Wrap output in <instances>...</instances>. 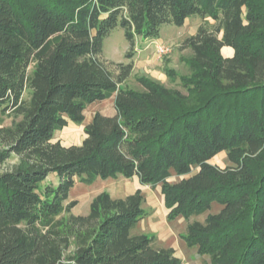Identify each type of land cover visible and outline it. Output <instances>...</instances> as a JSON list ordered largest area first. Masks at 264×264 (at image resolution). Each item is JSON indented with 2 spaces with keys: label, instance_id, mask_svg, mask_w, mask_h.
Instances as JSON below:
<instances>
[{
  "label": "trees",
  "instance_id": "1",
  "mask_svg": "<svg viewBox=\"0 0 264 264\" xmlns=\"http://www.w3.org/2000/svg\"><path fill=\"white\" fill-rule=\"evenodd\" d=\"M192 15L202 23L182 42L191 72L180 89L144 77L124 87L135 39ZM116 27L131 45L117 72L102 58ZM112 96L116 113L95 112L80 144L54 140ZM0 113L11 118L0 125V264H182L134 232L140 189L100 192L87 214L71 213L77 180L110 177L160 185L201 264H264V0H0ZM220 152L222 168L210 163Z\"/></svg>",
  "mask_w": 264,
  "mask_h": 264
},
{
  "label": "rangeland",
  "instance_id": "2",
  "mask_svg": "<svg viewBox=\"0 0 264 264\" xmlns=\"http://www.w3.org/2000/svg\"><path fill=\"white\" fill-rule=\"evenodd\" d=\"M201 23L202 18L200 16L192 15L186 18L184 24L181 26L174 24L162 25L157 40L148 38V42L146 43V41L143 42L142 39L137 37L133 46V70L129 78L123 83V86L140 90L142 87L138 82V78L144 77L157 81V83L166 87H177L180 89L179 84L174 83V81L178 82L180 76L189 75L191 72L188 65L191 51L184 49L182 42L186 37L195 34ZM155 43L166 45L168 50L158 55L155 51ZM145 45H147L146 49H144ZM130 48L131 45L125 38L123 30L116 27L103 40L102 58L109 64L111 70L117 72V63H127L130 61L126 57V53ZM113 108V96L105 100L94 101L84 109L85 120L82 125L68 122L67 126L54 133V140L60 141L65 146L78 145L84 136L83 125L91 120L93 114L95 112L109 113L110 111L112 112ZM10 123L11 118L0 113V125H9ZM16 162L17 158L12 156L1 168L9 169ZM210 163L221 168L225 167L227 164L225 153H218L210 160ZM175 179V176H172L169 180L174 181ZM55 180V175L51 174L45 182H54ZM136 189H140L144 197L142 204L144 216L136 225L134 232L154 235V245L159 247L174 245L178 250L179 256L184 257V260L188 264H191V258H193L196 264H200L202 258L203 260L207 259V256L198 255L195 251L196 249L193 248V250L188 251L183 245L185 242L183 243L180 235L185 232L187 222L181 217L174 220L167 219V210L163 204L160 185L154 188L150 185H142L136 177L128 179L122 177L98 178L89 185L77 180L69 193L68 201H77V204L71 208V213L87 214L91 200L100 192L106 191L112 197L122 198L133 193ZM220 207V205L214 203L208 212L194 216L191 220L203 221L207 213L217 212Z\"/></svg>",
  "mask_w": 264,
  "mask_h": 264
},
{
  "label": "crops",
  "instance_id": "3",
  "mask_svg": "<svg viewBox=\"0 0 264 264\" xmlns=\"http://www.w3.org/2000/svg\"><path fill=\"white\" fill-rule=\"evenodd\" d=\"M140 39H142V38H140ZM148 39H142V41L143 42H145L146 41V43L148 42L147 41ZM157 40V39H156ZM146 46L147 45H145V47H144V49H146ZM140 51V50H139ZM139 53V52H138ZM221 53H222V55L223 56H225V57H230V56H232L233 55V49L231 48V47H223L222 49H221ZM224 53V54H223ZM113 100H114V96H113ZM113 107H114V105H113ZM101 114H103V115H106V116H113L115 113H116V111H115V109L113 108V110H112V112L110 111L109 113H102V112H100ZM90 121V120H89ZM88 121V122H89ZM87 122V123H88ZM84 137V136H83ZM83 139V138H82ZM80 144V143H79ZM139 182V181H138ZM136 228V227H135ZM136 233H140V232H136ZM183 243H184V241H183ZM179 244V243H178ZM180 245V244H179ZM187 249H188V251H191V250H193V248H189L185 243L183 244ZM170 247H172L174 250H175V254H176V256H178L179 258H181V260H182V264H188V262L187 261H185L184 260V257H180L179 256V253H178V250L176 249V247L174 246V245H171ZM180 247V246H179ZM195 249V248H194ZM196 251V250H195ZM191 260V264H196L195 263V261L193 260V258H191L190 259ZM203 261V258L201 259V262ZM201 262H200V264H201Z\"/></svg>",
  "mask_w": 264,
  "mask_h": 264
},
{
  "label": "built area",
  "instance_id": "4",
  "mask_svg": "<svg viewBox=\"0 0 264 264\" xmlns=\"http://www.w3.org/2000/svg\"><path fill=\"white\" fill-rule=\"evenodd\" d=\"M155 42V41H154ZM156 44V53L158 54V55H160L161 53H164V51H167L168 50V48H167V46L166 45H164V44H162V43H155Z\"/></svg>",
  "mask_w": 264,
  "mask_h": 264
}]
</instances>
